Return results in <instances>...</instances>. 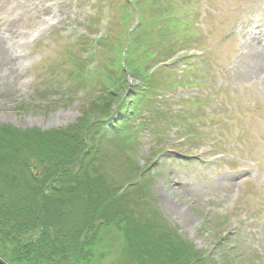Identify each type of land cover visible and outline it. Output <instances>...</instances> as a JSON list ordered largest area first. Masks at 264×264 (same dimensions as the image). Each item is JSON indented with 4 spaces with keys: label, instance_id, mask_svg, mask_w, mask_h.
Masks as SVG:
<instances>
[{
    "label": "rangeland",
    "instance_id": "1",
    "mask_svg": "<svg viewBox=\"0 0 264 264\" xmlns=\"http://www.w3.org/2000/svg\"><path fill=\"white\" fill-rule=\"evenodd\" d=\"M135 4L133 9L124 0L0 4V37L13 41L18 55L10 68H0V125L51 131L75 126L90 113L87 102L109 91L99 79L66 73L83 56L77 37L89 34L82 37L86 42L104 27L109 49L95 46L92 61L95 71L103 65L113 73L107 63L114 59V44L125 47L133 37L127 15L118 9L124 5L128 28L141 24L130 64L155 72L146 89L140 88L142 110L129 121L130 152H116L112 124L105 123L102 133L110 132L103 175L121 183L135 163L130 182L142 183L147 203L210 264H264V63L257 60L264 54V0ZM5 19L13 21L11 32L3 29ZM180 49L199 55L172 62ZM121 63L126 89L120 99L126 103L142 85L125 59Z\"/></svg>",
    "mask_w": 264,
    "mask_h": 264
},
{
    "label": "trees",
    "instance_id": "2",
    "mask_svg": "<svg viewBox=\"0 0 264 264\" xmlns=\"http://www.w3.org/2000/svg\"><path fill=\"white\" fill-rule=\"evenodd\" d=\"M139 26L128 45L114 44V59L107 63L113 73L103 65L88 70L97 50L90 62L79 57L66 72L99 79L109 91L87 102L91 114L75 126L42 131L0 125V257L8 264H210L147 203L142 183L130 182L138 171L135 163L125 170L124 183L103 175L110 132L102 133L105 123L112 124L116 152H130L129 121L142 110L140 88L153 77L147 68L130 64ZM108 41L100 40L98 49L108 47ZM88 47L91 42L83 41L81 50ZM122 59L142 85L126 103L120 99L126 89L119 82L124 80ZM112 115L118 121L112 122Z\"/></svg>",
    "mask_w": 264,
    "mask_h": 264
},
{
    "label": "bare ground",
    "instance_id": "3",
    "mask_svg": "<svg viewBox=\"0 0 264 264\" xmlns=\"http://www.w3.org/2000/svg\"><path fill=\"white\" fill-rule=\"evenodd\" d=\"M9 0H0V4L3 6L5 5V3H8ZM12 24L13 21H9L5 19L4 22V27L3 29L5 31H12ZM5 35V34H4ZM3 35V36H4ZM2 37H0V68H10L12 66V64H14V57L13 56H17V46L13 45V41H9L6 40ZM258 61L264 63V54L259 55V57L257 58Z\"/></svg>",
    "mask_w": 264,
    "mask_h": 264
},
{
    "label": "water",
    "instance_id": "4",
    "mask_svg": "<svg viewBox=\"0 0 264 264\" xmlns=\"http://www.w3.org/2000/svg\"><path fill=\"white\" fill-rule=\"evenodd\" d=\"M0 264H8V263L4 261L2 258H0Z\"/></svg>",
    "mask_w": 264,
    "mask_h": 264
}]
</instances>
